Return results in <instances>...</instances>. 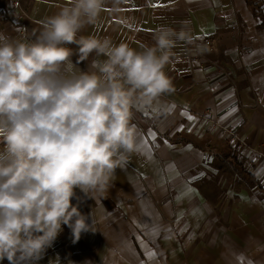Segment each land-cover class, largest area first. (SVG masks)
Listing matches in <instances>:
<instances>
[{"label":"crops","instance_id":"crops-1","mask_svg":"<svg viewBox=\"0 0 264 264\" xmlns=\"http://www.w3.org/2000/svg\"><path fill=\"white\" fill-rule=\"evenodd\" d=\"M66 2L22 0L23 11L0 9V34L34 40L40 22ZM119 8L114 12L108 3L99 21L80 34L109 36L139 51L154 44L157 29L180 30L190 22L193 42H178L164 69L174 91L161 102L175 109L159 118L153 110L135 113L132 123L148 148L140 147L137 134L136 150L117 169L107 199L95 201L77 189L79 199L72 201L96 231L74 244L71 229L62 226L38 264H241V258L243 264H264V0H126ZM236 25L241 38L232 31ZM211 37L220 61L214 68L194 57L204 49L195 41ZM77 59L72 57L74 64ZM77 67L87 71L88 61ZM185 106L195 121L181 115ZM243 128L245 146L234 152L244 171L214 154L233 152L229 135ZM215 159L247 173L251 182L220 180Z\"/></svg>","mask_w":264,"mask_h":264},{"label":"clouds","instance_id":"clouds-1","mask_svg":"<svg viewBox=\"0 0 264 264\" xmlns=\"http://www.w3.org/2000/svg\"><path fill=\"white\" fill-rule=\"evenodd\" d=\"M124 2L67 0L34 40L0 34V262L38 264L65 225L74 244L96 231L72 203L76 190L107 199L136 150L135 113L173 111L161 102L174 91L164 69L178 42H193L189 21L157 29L139 51L80 34Z\"/></svg>","mask_w":264,"mask_h":264},{"label":"built area","instance_id":"built-area-1","mask_svg":"<svg viewBox=\"0 0 264 264\" xmlns=\"http://www.w3.org/2000/svg\"><path fill=\"white\" fill-rule=\"evenodd\" d=\"M213 2H220V0H212ZM216 7H220V4H215ZM13 7L18 10L23 11V4L22 0H0V9L3 11L5 7ZM25 14V12H24ZM232 31L236 33V35L241 38L243 36V29L240 25H236L232 27ZM195 44H202L204 49L203 51H197L194 54V57L198 60L200 59L201 66H206L208 68H214L217 65H219V60L216 58L217 52H218V43L217 39L214 37L205 39V40H200V41H195ZM73 45H69V47H72ZM221 68H225L223 65H220ZM248 134V129L243 128L238 131L232 132L229 135L228 138V144L232 147L233 151L236 152L237 148L245 146V141L246 137ZM263 153L261 150L256 151V156H262ZM250 169L255 170V166L251 165Z\"/></svg>","mask_w":264,"mask_h":264},{"label":"rangeland","instance_id":"rangeland-1","mask_svg":"<svg viewBox=\"0 0 264 264\" xmlns=\"http://www.w3.org/2000/svg\"><path fill=\"white\" fill-rule=\"evenodd\" d=\"M214 154H216V152H214ZM214 163L216 164L214 169V171L216 172L215 175H220V180H222L225 176L226 179L231 180L232 186H238L239 184H244V182H251V179L248 177L247 173L236 170L234 169V167L232 168L231 165L228 164V162H223L221 160L215 159ZM217 185L223 186V182H218Z\"/></svg>","mask_w":264,"mask_h":264},{"label":"snow or ice","instance_id":"snow-or-ice-1","mask_svg":"<svg viewBox=\"0 0 264 264\" xmlns=\"http://www.w3.org/2000/svg\"><path fill=\"white\" fill-rule=\"evenodd\" d=\"M154 7H159V6H162V5H159V4H156V5H153ZM172 109L174 111L175 109V105H172ZM182 116H185L189 121H195L196 120V117L192 116L188 111H187V107L185 106V109L184 111H182L181 113ZM181 131L183 130L182 128L180 129ZM148 137H150L153 141L155 140L156 138V133L149 130L148 132ZM138 139L140 141V147L142 149H146L148 148V139L144 137V134L142 132H140L138 134ZM261 174H264V169L261 170ZM243 198V197H242ZM148 258L150 260H154L155 259V256H156V253L154 251H151L149 250L148 253ZM241 264H243V258H241ZM250 264V262H249Z\"/></svg>","mask_w":264,"mask_h":264},{"label":"trees","instance_id":"trees-1","mask_svg":"<svg viewBox=\"0 0 264 264\" xmlns=\"http://www.w3.org/2000/svg\"><path fill=\"white\" fill-rule=\"evenodd\" d=\"M215 155L221 160L232 161L236 169L240 168L242 171H244L243 166H242L243 164L240 158L236 155L234 151L233 152L232 151L231 152L218 151Z\"/></svg>","mask_w":264,"mask_h":264}]
</instances>
